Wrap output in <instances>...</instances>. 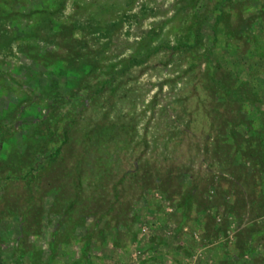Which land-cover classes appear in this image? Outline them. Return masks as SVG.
<instances>
[{
  "label": "rangeland",
  "instance_id": "374dc122",
  "mask_svg": "<svg viewBox=\"0 0 264 264\" xmlns=\"http://www.w3.org/2000/svg\"><path fill=\"white\" fill-rule=\"evenodd\" d=\"M0 264H264V0H0Z\"/></svg>",
  "mask_w": 264,
  "mask_h": 264
},
{
  "label": "trees",
  "instance_id": "16d2710c",
  "mask_svg": "<svg viewBox=\"0 0 264 264\" xmlns=\"http://www.w3.org/2000/svg\"><path fill=\"white\" fill-rule=\"evenodd\" d=\"M64 137L67 138V130H65V132H64ZM58 149L56 151H58Z\"/></svg>",
  "mask_w": 264,
  "mask_h": 264
}]
</instances>
